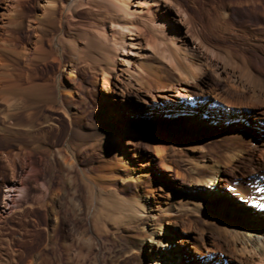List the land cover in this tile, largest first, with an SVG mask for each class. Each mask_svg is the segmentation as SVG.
Masks as SVG:
<instances>
[{"label":"bare ground","instance_id":"6f19581e","mask_svg":"<svg viewBox=\"0 0 264 264\" xmlns=\"http://www.w3.org/2000/svg\"><path fill=\"white\" fill-rule=\"evenodd\" d=\"M5 1L0 27L13 13L22 15L27 2L14 0V10L11 0ZM35 6V16L27 20L34 33L31 47L70 66V74L114 78L122 96L143 105L158 96L173 100V105L166 102L164 113L194 100L203 111L182 113L188 123L168 114L163 124H144L139 130L86 124L72 116L59 144L19 145L13 163L27 174L21 186L6 185L4 200H12L10 209L18 211L38 207L54 221L47 234L53 255L44 258L45 264H85L94 241L117 232L141 240L132 254L150 249L148 262L165 264L167 250L160 248L166 244L155 237L161 221L188 222L203 241L209 232L216 252L233 262L264 264V214L253 212L254 222L247 221L240 214H223L211 199L212 189L236 177L232 165L243 161L242 179L233 192H240L243 201L253 199L249 205H264V160L256 158L264 154V135L241 132V123L226 124L227 110L243 118L248 109L247 115L264 122V0H38ZM206 78L210 83L203 87ZM123 138L136 147L147 142L156 165L173 178L182 177L183 193L157 198L154 181L129 184L126 170L115 173L125 163L109 158L85 165L89 152L99 155ZM33 151L43 153L39 161L24 157ZM146 197L154 201L147 203ZM84 211L92 236L80 227L72 243L58 241V226L68 218L81 223Z\"/></svg>","mask_w":264,"mask_h":264},{"label":"rangeland","instance_id":"374dc122","mask_svg":"<svg viewBox=\"0 0 264 264\" xmlns=\"http://www.w3.org/2000/svg\"><path fill=\"white\" fill-rule=\"evenodd\" d=\"M37 1L27 0L24 13L22 15L13 13L9 19L5 17L8 19L6 20L8 25L0 27L2 37L0 43V212L2 213L0 264H45L44 258L47 256L52 258L53 255L47 234L52 233L54 221L46 217V212L38 207L24 208L22 211L10 209V205H13L12 200H4L6 185L21 186L19 180L27 174V169L22 173L20 166L18 164L15 166L13 163L19 145L47 147L53 142L59 144L68 125V118L72 116H74L72 118L81 117V122L86 124H119L123 128L128 127L129 130H139L144 124L152 126L163 124L164 117L168 114L169 117L173 116L188 123L182 117V113L203 112L202 109L198 110V101L194 100L178 106L169 113H164L167 112L164 109L166 102L173 105V100L158 96L155 100L149 98V105H143L134 97L122 96L114 78L100 76L96 80L86 71H74L70 74V66L56 61L52 54L41 48L31 47L34 33L28 29V21L37 12L35 6ZM1 2L4 4L6 1L0 0V4ZM10 3L13 5L14 0ZM12 7L16 9L14 5ZM46 47L49 48L48 45ZM254 67L255 63L250 70ZM209 83V79L206 78L201 85L207 87ZM227 111L229 115L227 125L241 123L244 125L241 132L251 131L263 137L264 122L254 120L247 115L248 109L241 115L244 119ZM117 144L114 148L102 150L99 155H91L89 152L90 156L85 158L86 164H84H95L97 161L109 158L118 163H125L126 169L117 168L115 173L118 171L123 173L122 170H126L129 184L135 185L140 180L154 181L156 185L154 193L157 198L163 199L167 195L178 196L183 193L184 180L180 179L182 177L173 178L157 166L152 157H149L152 151L147 142L142 141L136 147L133 141L128 142L127 138H123ZM119 146L121 149L118 148ZM134 148L137 149V153L133 152ZM42 155V152L33 151L24 157L31 156V159L39 161ZM261 156L264 154L257 153L256 158L263 161L264 158ZM45 160L48 164L49 157L47 156ZM15 161L19 160L15 157ZM242 164L245 165L243 161ZM242 164L236 161L232 169L227 168L232 170L236 177L234 176L233 181L228 183L230 186H227L226 181L222 182L227 188L218 186L212 189L214 195L212 194L211 199L223 214H240L250 221L253 212L258 211L252 209L249 203H245L246 200H241L242 195L238 196L240 192L235 195L232 189L242 179L241 173L244 167ZM14 167H16L15 171ZM18 175L23 176L19 178ZM44 175L49 176L50 169L46 168ZM16 195L18 193L13 196L15 200L18 198ZM249 200L253 199L249 198ZM152 201L154 197L145 198L147 203ZM86 214L85 211L81 212V223L68 218L60 224L57 229V240L72 243L73 233L80 227L81 231H85L86 237L92 236ZM199 235V229H195L188 222L175 226L161 221V224L155 228V237L166 244L160 248L167 250V255L164 257L165 264H238L230 260L226 253L216 252V246L212 244L209 232L205 234L204 241ZM140 242V239H130L120 232L114 236H106L101 241L97 239L85 264H150L148 261L153 257L150 249L145 248L140 254H132ZM156 249L158 251V247ZM64 262L66 263V258Z\"/></svg>","mask_w":264,"mask_h":264}]
</instances>
